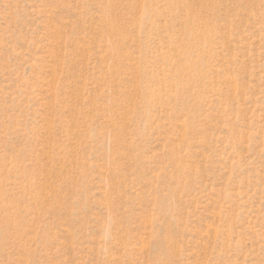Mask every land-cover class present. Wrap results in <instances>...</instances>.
Wrapping results in <instances>:
<instances>
[{"label": "rangeland", "instance_id": "374dc122", "mask_svg": "<svg viewBox=\"0 0 264 264\" xmlns=\"http://www.w3.org/2000/svg\"><path fill=\"white\" fill-rule=\"evenodd\" d=\"M0 264H264V0H0Z\"/></svg>", "mask_w": 264, "mask_h": 264}]
</instances>
